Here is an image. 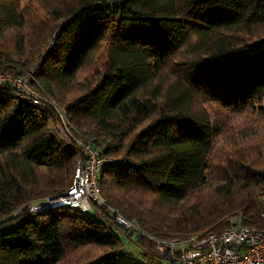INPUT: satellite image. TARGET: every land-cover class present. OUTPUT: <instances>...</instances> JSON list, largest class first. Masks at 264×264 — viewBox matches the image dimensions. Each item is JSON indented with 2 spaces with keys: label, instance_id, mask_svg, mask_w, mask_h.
Segmentation results:
<instances>
[{
  "label": "trees",
  "instance_id": "16d2710c",
  "mask_svg": "<svg viewBox=\"0 0 264 264\" xmlns=\"http://www.w3.org/2000/svg\"><path fill=\"white\" fill-rule=\"evenodd\" d=\"M34 65L119 161L94 213L32 210L71 185L83 152L52 106L0 91V264H174L150 235L221 231L237 214L264 228V0H0V71Z\"/></svg>",
  "mask_w": 264,
  "mask_h": 264
},
{
  "label": "built area",
  "instance_id": "2783aa9c",
  "mask_svg": "<svg viewBox=\"0 0 264 264\" xmlns=\"http://www.w3.org/2000/svg\"><path fill=\"white\" fill-rule=\"evenodd\" d=\"M35 70L36 65L23 73L0 71V91L52 106L58 118L55 131L68 142L74 140L83 154L77 159L71 185L62 193L32 202L30 208L72 206L89 210L95 209L97 204H106L99 187V174L105 166L114 165L119 159L102 153L90 137L75 129L65 108L38 83ZM109 209L114 220L129 231L147 234L137 219L127 218L114 207ZM150 236L160 250L170 251L174 264H264V228L244 222L240 214L233 216L232 225L221 231L203 230L173 238Z\"/></svg>",
  "mask_w": 264,
  "mask_h": 264
},
{
  "label": "rangeland",
  "instance_id": "374dc122",
  "mask_svg": "<svg viewBox=\"0 0 264 264\" xmlns=\"http://www.w3.org/2000/svg\"><path fill=\"white\" fill-rule=\"evenodd\" d=\"M43 88V87H42ZM43 89H45V88H43ZM227 123H228V125L230 124V120L228 119V118H226V120H225ZM52 128H53V130H54V127H53V124H52ZM86 211H88V212H90V213H94V209H89V210H86ZM118 231V233L119 234H121V236L123 237V239H124V241H125V245H126V249L129 251V252H131L132 254H134V255H139V253H140V249H139V247L135 244V242H134V240L133 239H130L128 236H127V234L126 233H124V232H122V231H120V230H117ZM133 237L135 238L136 237V234H134L133 235ZM165 264H171V262L170 261H165L164 262Z\"/></svg>",
  "mask_w": 264,
  "mask_h": 264
}]
</instances>
